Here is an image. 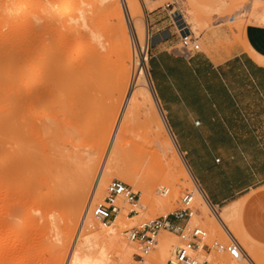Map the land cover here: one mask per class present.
I'll return each instance as SVG.
<instances>
[{"label": "rangeland", "instance_id": "374dc122", "mask_svg": "<svg viewBox=\"0 0 264 264\" xmlns=\"http://www.w3.org/2000/svg\"><path fill=\"white\" fill-rule=\"evenodd\" d=\"M16 1H20L21 5L19 6H21V10L19 9L18 12L13 11L12 13V11H10L9 13H6L8 16V18L6 16V23H4L5 21L0 20V77L5 78V80L12 74H17L20 69L21 61H23L24 58V47L22 43L31 38L39 41L42 38L41 34L46 31L44 19L40 18L39 15L42 12V5L48 0ZM56 1L59 5L58 8L60 9L67 3L68 0ZM106 1L108 4H113V0ZM116 1H119L123 18H120L119 12L114 8L108 10L107 7H104L102 4H98V6H96L97 0H89L88 2L90 4L92 3L91 5L96 11V17L93 21L94 32H91L90 28L84 30L89 44L77 57L73 68L74 70L79 71L83 68L80 66L82 65L81 63L86 60L89 61V66L84 69L86 74L90 78H95L97 81L99 80L103 86L98 87L97 85L95 87L88 88L81 93L73 86L62 87L56 100V111L59 116L58 128L62 133L66 132L67 135H63V137L58 139L56 137V139L53 140L50 138L49 133L37 130L34 127L25 128V124L20 123L19 130L21 132H27L28 137L34 139L37 143L36 145L40 146L41 149L43 147V151L40 154V158L34 159L35 161L33 163L31 162L28 166H25V173L21 171L16 174L15 180H13L11 185H7V189L6 181H4L6 180V171H0V264H13L18 260H22L23 264L61 263L60 259L54 256L56 254L55 241L57 240L59 230L55 227L49 228L52 217L46 211L47 203L51 196L45 197L44 199L38 198L40 193L44 195L45 192H52V189L48 188L49 186L47 187V185H44L40 191L36 192V194H32V192L28 189L30 177L36 176V179L42 180L41 182H46V177L48 178L49 175H54L57 171H60V167L62 166H66L67 168L69 167L68 169L78 167L84 172L91 169L94 173L91 177L90 188L87 191L83 212L76 223H74V235L71 239L70 246L68 250L64 251L68 254L75 238L79 235L81 223L87 213L86 210L89 204L88 202L96 184L99 169L105 156L109 154V152L110 157L108 159V166L110 169L108 173H105V176L110 178V181L114 178L120 180L123 179L126 180L124 182L133 188L128 179L122 175V171L132 170L139 173V175L143 177L144 174L147 175L150 173L147 171H150V168L153 167V165H157V163L159 173H162L163 164L166 163V160L159 163L158 159L161 155L160 153L154 151V149H159L155 143L158 144L160 139L153 145L151 144L156 132L155 117L156 115L162 116L160 103L156 108L155 115L147 109L148 107H144L145 104L141 107L142 109L139 108L137 109L139 111H137L135 108L138 105L141 106L142 103L140 104L138 100H135V102L128 108L126 114L127 118H129L131 122H128V124H130V129L126 133V136L123 139L124 141L117 140L112 147V149H114H111L110 151L109 146L111 143V137L106 146L103 144V135L113 129L115 119L122 110L130 88H133L136 85L137 68L135 67H138L137 62L142 58V54L139 53L140 45L137 42V39L135 42L133 40L131 41L130 38V53L133 62L130 64L131 68L129 80L126 84H123V66L128 62V50H125L126 42L124 41L125 33L129 35V27H131L130 31L133 33V24L136 25L143 22V24H147L148 26L145 15V3L151 7L150 3L152 2V0H138L141 6L140 11H135L134 16L131 17L129 11H127L128 9H126V4L123 3L122 0ZM177 1L178 4L186 11L188 21L191 23L192 29L196 35H199L203 30L212 26L215 23L214 17L226 18L228 15H235L237 19L234 23H230V25L238 27L240 35L244 33L243 28H245V26L249 23L259 24V22L264 20V0ZM253 3L255 4V9L252 12H249V8ZM16 8H18V6ZM69 35V38L71 39L74 37L73 34ZM78 39L79 38L77 37V40ZM56 40H59V37H57ZM244 45L247 50L251 48L245 39ZM3 48H5L6 51H4L5 49ZM14 48H16L18 55L21 56L20 62H15L11 59L10 53L14 50ZM151 51L152 43L150 42L149 37V46L146 54L147 60L144 61L147 65L148 71H150L149 60ZM135 62L137 65L134 64ZM137 89H139L138 86L135 90L138 91ZM21 96L24 98L23 93ZM0 110V112L3 111L2 108ZM1 130L2 128L0 129V168L2 169L3 167L6 168V163H10V161L13 160V154L8 150L9 148L6 145V128H4L3 131ZM47 141H55V144H53L51 148L47 147V145L44 147L45 143L49 144ZM56 143L59 144V146H57ZM175 148L179 157L183 158L176 144ZM168 155L171 154L168 153ZM19 156L20 155H17L16 158L18 159ZM31 156L34 157L32 152L29 157ZM57 165L59 166V169L57 168ZM178 177L180 180L175 186V194H172L170 188H168L172 187L170 185H163V187L162 185L154 186L158 192L153 194L155 196H160L162 199L168 200V204L166 203L163 210H159L156 200L153 197L154 195L149 198V202L150 200L153 204L155 202L156 206L141 200L144 207L145 204L148 205V209L146 210L147 213H142L145 210L144 208L141 210L139 213L140 216L135 219V226H139L147 220L168 214L177 208L181 196L188 190H192L195 191V205L201 211L199 216L201 224L208 229L212 239L217 238L222 241H227L228 238L222 231L216 217L210 212L202 196H199V192L194 186L191 174L187 177H182L180 175H178ZM75 181L76 179L72 182L73 186L76 185ZM145 185L148 188L151 187L150 183ZM165 187L166 189H169V193L166 196L159 192ZM105 189L106 188L104 187L100 189L98 195L96 196V200L102 199L105 196ZM6 191L10 192H8L9 197L7 198ZM134 191L138 193L136 190ZM152 200L154 202H152ZM10 207H14V209L17 210V212H15V214L11 217L7 215V210H9ZM123 209L124 208H122L121 213L118 215L115 222L121 216L125 217L124 222L127 227L124 231H120L119 235L124 237L127 243L132 247L130 250L132 255L130 254L131 257L126 259L122 264H135L136 262L134 261L136 258H134V253L138 251V245L130 241L127 237V231L135 226L128 227L131 222V220L128 219V213L130 210L129 206L126 205L125 211H123ZM91 214L89 215V218H91ZM220 216L233 231L235 237L240 241L245 250L247 248H253L258 256L264 259V244L255 238L254 243L248 241L238 233L235 222L236 216L234 213L220 209ZM90 221L91 219H88L87 223ZM102 229L103 226L96 219H94V223L92 225L87 224L83 228L80 234L81 238L88 235L92 236L94 233L91 231H99ZM101 233L102 232L100 231L97 235H100ZM160 235H174L175 248L176 243H178V237L175 234L163 230L160 232L159 236ZM47 242L52 245H49ZM156 250L157 248L155 246L152 250L153 253L151 252L149 254L150 259H152L150 256H152ZM199 254L203 258L210 260L213 264H242L241 260H233L225 253L212 252L210 255H207L206 252L201 251ZM172 255L162 264H166ZM149 258H146L144 264H152V260H150L151 262L148 261ZM118 263V261L117 263L112 261V264ZM155 263L161 264L157 260H155Z\"/></svg>", "mask_w": 264, "mask_h": 264}, {"label": "bare ground", "instance_id": "6f19581e", "mask_svg": "<svg viewBox=\"0 0 264 264\" xmlns=\"http://www.w3.org/2000/svg\"><path fill=\"white\" fill-rule=\"evenodd\" d=\"M122 1L126 4V9H128L127 11H129L131 17L134 16L135 11H140L141 6L138 0ZM88 2L89 0H68L60 10L56 0H48L42 5V12L39 15L40 18L44 19V26L46 28V31L41 34L42 38L39 41L31 38L22 43L24 47L23 61H21V56L18 55L16 48L10 53L11 59L15 62L21 61V64L17 74H12L6 80L0 77V109L2 108L3 110V113L0 112V129L2 128L1 131H3V129L6 128V145L9 148L8 150L13 154V160L10 161V163H6V168H0V171H6V180H4L6 181V189L7 185H11L13 180H15L16 174L21 171L25 173V166H28L31 162L33 163L35 161L34 159L40 158V154L43 151V147L41 149L40 146L36 145L37 143L35 140L28 137L27 132H21L19 130L20 123L25 124V128L34 127L37 130L49 133L50 138L53 140L56 139V137L58 139L63 137V135L66 136V132L62 133L58 128L59 116L56 111V100L62 87L73 86L81 93L97 85L98 87L103 86L99 80L97 81L95 78H90L86 74L84 69L89 66V61L86 60L81 63L82 65L80 66L83 68L79 71L73 68L77 57L89 44L84 30L90 28V31L94 32L93 21L96 17V11L92 7V3L90 4ZM19 3L20 1L17 2L16 0H0V20L6 23V13L10 11L13 13V11L18 12L19 9L21 10V6H19L21 3ZM98 4L107 7L108 10L114 8L119 12L120 18H123L119 1L113 0V4H108L106 0H97L96 6H98ZM254 5V3L251 5L249 12L255 9ZM17 6L18 8H16ZM144 25L143 22L136 25L133 24V33L130 31L131 27H129V35L125 33L124 36V41L126 42L125 50H128V62L123 66V84H126L129 80L130 64L133 62L130 53V38L131 41L133 40L135 42L137 39L140 45L139 53L142 54V58L137 62L138 67H135L137 68L136 85L130 88L122 110L115 119V125L112 129L113 132L109 130V132L103 135V144L105 146L108 144L111 137L109 151L117 140L122 141L129 131L130 124H128V122L130 119L127 118L126 114L128 108L135 100H138L140 104L142 103L141 106L138 105L135 108L136 110L145 104L144 107H148L147 109L156 115L159 99L154 89L150 72L147 69L146 63H144V61L147 60L146 54L148 50V27L147 24ZM69 34H73L74 39L69 38ZM57 37H59V40H56ZM77 37L79 38L78 40ZM4 51H6V49ZM259 60L263 61L264 59L259 58ZM134 64H136V62ZM137 86L139 87V89H137L138 91L135 90ZM22 93L24 94V98L21 96ZM160 116L156 115L155 117L156 132L151 144L153 145L160 139L158 144L155 143L159 149H154V151L161 155L158 159L159 163L166 160V163L163 164L162 173H159L158 163L157 165H153L150 171H147L150 173L147 175L144 174L143 177L132 170L122 171V175L128 179L134 190L141 195V200L146 203L148 202V204L151 203V200L149 202V198L154 195L153 193L158 192V190L154 188L155 185H162V187L163 185H170L172 187L168 188H170L172 194H175V186L180 180L178 175L187 177L190 174L185 159L179 157L176 151L175 144L177 147L178 145L171 134L166 119L163 115ZM83 134L85 135L84 132ZM54 142L55 141H50L49 144L45 143V146H43L46 147L47 145V147L51 148L53 144H55ZM56 145L59 146L57 143ZM31 152L34 154V157H29ZM168 153L171 155H168ZM109 154L105 156L99 169L91 198L94 195L96 198L100 189L102 187L106 188V184L110 181V178L105 176V173H108L110 169L108 166ZM17 155H20V159L16 158ZM57 168L59 169L58 165ZM60 168V171H57L54 175H49L48 178L46 177V182H41L42 180L36 179L35 176L30 177L28 184V189L32 194H36L44 185L52 189V192H45L44 195L40 193L41 195L39 194L38 198L44 199L45 197L51 196L46 207V211L52 217L49 228L55 227L59 230L57 240L55 241L56 254L54 256L60 259V264H112V261L116 263L118 261L120 264L124 263L126 259L131 257L130 250L132 248L125 238L119 235V232L124 231L127 227L124 222L125 217L121 216L115 222L116 218L110 224H101L103 226L102 230L91 231L94 233L92 236L88 235L81 238L80 234L83 228L87 224L92 225L94 219H96L94 215L91 214V211L88 210L89 204L86 210L87 213L85 212V218L81 223L79 235L75 238L69 253L66 254V252H64L68 250L74 235V223H76L83 212L87 191L90 188L91 177L94 173L91 169L84 172L78 167L68 169L69 167L62 166ZM73 178L76 179L75 186H73L72 183L74 180ZM147 183H150V188L145 185ZM8 192L9 191H6V198L9 197ZM199 196L201 195L199 194ZM153 197L156 200L159 210H163L168 200L162 199L160 196L154 195ZM152 202L154 201L152 200ZM151 205L156 206L155 202L154 204L151 203ZM122 208H124L123 211H125L126 205L122 204ZM144 209L142 213H145L148 209L147 204H145ZM235 211L238 214L237 208ZM15 212H17V210L14 209V207H10L9 210H7V215L11 217ZM139 213L128 217V219L131 220L128 227L136 225L135 219L140 216ZM90 214L91 218H89ZM237 214L235 218L237 231L242 237L249 240L240 227L239 215ZM88 219H91V223H87ZM100 231L102 233L97 235ZM47 243L49 244V242ZM174 243V235L158 236V242L156 244L157 250L150 256L152 259H150L149 256L147 257L149 258L148 261L151 262L150 260H152V264H156L155 260L161 264L164 263L172 255L175 249ZM177 244L178 243H176V245ZM243 252V256L240 259L242 264H264V259L260 258L253 248H247L246 250L243 248ZM134 262H136V260ZM13 264H23V261L18 260Z\"/></svg>", "mask_w": 264, "mask_h": 264}, {"label": "crops", "instance_id": "0c3cea01", "mask_svg": "<svg viewBox=\"0 0 264 264\" xmlns=\"http://www.w3.org/2000/svg\"><path fill=\"white\" fill-rule=\"evenodd\" d=\"M150 5L149 72L171 134L210 201L237 208L249 240L264 244V20L240 35L235 15L214 17L197 35L201 50L185 58L172 12L192 29L186 11L177 0Z\"/></svg>", "mask_w": 264, "mask_h": 264}, {"label": "built area", "instance_id": "2783aa9c", "mask_svg": "<svg viewBox=\"0 0 264 264\" xmlns=\"http://www.w3.org/2000/svg\"><path fill=\"white\" fill-rule=\"evenodd\" d=\"M172 16L174 25L181 37L180 53L183 57L190 58L201 50L198 43L199 38L189 27L180 10L173 11ZM159 103L161 113L167 121L160 100ZM178 149L185 159V154L181 151L179 145ZM188 169L196 190L201 194L210 212L216 217L228 240L222 241L210 237L208 229L199 220L201 211L195 205V191L188 190L181 196L177 208L168 214L147 220L127 231L128 239L138 245V251L134 254L135 264H144L146 258L155 248L158 236L163 230L178 237V244L175 246L173 256L167 264H213L207 258L200 256L201 251L206 252L207 255L212 252L225 253L233 260H240L243 256V246L221 218L220 209L210 201L189 166ZM160 193L166 196L169 189L163 188ZM122 204L129 206V216L138 214L144 208L141 195L134 192L126 182L114 178L107 184L105 196L102 199L96 200L95 195L91 198L88 210L92 212L100 224L106 225L114 221L121 213Z\"/></svg>", "mask_w": 264, "mask_h": 264}]
</instances>
